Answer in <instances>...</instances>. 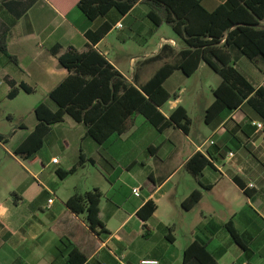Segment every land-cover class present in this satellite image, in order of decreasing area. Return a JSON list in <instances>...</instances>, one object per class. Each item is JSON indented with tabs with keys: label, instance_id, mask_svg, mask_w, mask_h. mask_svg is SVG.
<instances>
[{
	"label": "crops",
	"instance_id": "crops-1",
	"mask_svg": "<svg viewBox=\"0 0 264 264\" xmlns=\"http://www.w3.org/2000/svg\"><path fill=\"white\" fill-rule=\"evenodd\" d=\"M18 1L0 2V36L8 32V54L17 59L15 63L0 52V136L11 134L15 120V115L3 109V105L15 102L22 95L41 94L42 103L54 112L58 110L49 96L70 73L60 65L52 48L60 46V56L71 50L79 54L97 50L129 82L135 84L136 80L139 86L148 83L161 67L172 63L185 49L173 30V36L160 37L155 51L142 50L138 54L127 48L129 41L142 47L156 30L148 17L151 9L142 1L126 16L112 10L95 21L77 7L78 0H54L56 3L36 0L16 20L5 4ZM227 1L201 0L210 12ZM119 24L122 29H118ZM105 26L111 30L95 45L87 34ZM165 45L171 47L170 57L149 62ZM234 55L240 73L255 88L264 89V58L251 60ZM155 64L159 65L156 71L146 74ZM194 77L203 79L192 89L189 84ZM222 81L206 63L192 77L177 71L166 81L165 89L176 97L167 103L168 111L163 110L167 104L161 111L169 118L183 106L192 120L189 135L177 127L161 133L145 117L137 115L126 133L115 134L100 145L87 135L84 125L66 116L63 123L51 128L43 148L26 160L30 168L15 152L37 127L35 108L41 102L33 109L35 120L31 126L20 115V129L13 132L8 142L0 140V149L14 154L16 163L31 180L25 183L26 188L23 183L18 185L22 192L17 194L13 208L0 205V264H67L66 251L61 256L56 252L63 239L78 248L88 264H142L144 260L184 264L185 251L196 240L207 243L219 264H264V131L254 126L264 121L244 104L237 110L225 111L208 124L206 112L215 102L214 91ZM11 82L17 86L25 84L34 91L30 94L19 89L18 96L11 99ZM205 91L211 99L202 102L203 126L194 130L190 107L204 99ZM176 135L190 143L187 153L175 143ZM211 141L216 146H211ZM197 153L208 159V154L213 157L212 165L205 168L200 180L186 170L187 163ZM230 153L235 156L231 158ZM81 158L84 164L75 174L59 176L58 173L70 171ZM53 159L59 162L53 164ZM81 171L87 174L84 185L66 188L62 193L65 184ZM0 178L4 180L2 174ZM136 188H141L140 197L133 195ZM94 189L101 190L105 196L101 219L108 233L100 236L91 231L84 217L75 215L66 205L74 195ZM195 191L202 192L203 198L193 209L186 210L184 202ZM29 196L33 198L30 209L23 211L21 208ZM52 198L54 203L48 208ZM149 202L157 210L144 223L138 212ZM230 221L243 238L247 251L229 233L226 226ZM145 224L151 230L148 238Z\"/></svg>",
	"mask_w": 264,
	"mask_h": 264
},
{
	"label": "trees",
	"instance_id": "trees-1",
	"mask_svg": "<svg viewBox=\"0 0 264 264\" xmlns=\"http://www.w3.org/2000/svg\"><path fill=\"white\" fill-rule=\"evenodd\" d=\"M35 1L20 0L6 3L5 6L17 20L29 11ZM141 1L150 7L148 17L155 27L160 28L165 24L170 26L184 43L185 49L177 54L172 63L161 67L148 83L139 86L136 80L135 84L129 82L97 50L90 49L84 54L71 50L60 56L61 47L52 48L51 52L70 75L49 96L58 106L56 112L44 103L35 108L38 125L15 152L17 157L32 159L43 148L51 128L63 123L66 116L84 125L87 135L100 145L115 134L126 133L137 115L145 117L161 133L177 127L189 135L192 120L183 106H179L169 118L161 111L176 97L165 89V83L177 71L187 77L194 76L203 63L223 80L214 91L215 102L206 112L208 124L225 111L237 110L244 104H248L264 121V89L255 88L240 73L234 55L240 54L251 60L259 56L264 58V0H228L213 12L208 11L201 0H78L76 5L91 21H95L107 16L112 10L126 16ZM110 30V26H105L88 33L87 37L96 45ZM169 50L171 47L165 45L149 62L167 60L170 57ZM0 52L17 63V59L8 54L7 31L0 36ZM10 85L11 99L18 96L19 89L30 94L34 91L25 84L17 86L11 82ZM12 137L13 132L0 136V140L8 142ZM208 156L209 159L197 153L187 163L186 170L200 180L205 168L212 165L213 157L211 154ZM83 164L81 158L70 171L58 174L60 177L73 175ZM104 197L101 190L94 189L83 195H74L66 202L75 215L84 217L91 231L98 236L108 233L101 219ZM202 198V192L195 191L184 202V208L193 209ZM156 210L157 206L149 202L138 212V217L147 223ZM226 227L235 243L247 251L233 223L230 221ZM144 230L148 238L151 230L147 224ZM65 251L68 254L67 264H88L87 257L68 239L61 240L56 247L58 256ZM184 264L219 263L209 252L207 243L196 240L185 251Z\"/></svg>",
	"mask_w": 264,
	"mask_h": 264
},
{
	"label": "rangeland",
	"instance_id": "rangeland-1",
	"mask_svg": "<svg viewBox=\"0 0 264 264\" xmlns=\"http://www.w3.org/2000/svg\"><path fill=\"white\" fill-rule=\"evenodd\" d=\"M155 33L152 36V38H148V41L144 43L142 47H139L138 45L132 43L129 41L127 48L131 50L132 52H137L138 54L141 53L142 50L144 51H155L157 47V43L161 36L165 37H171L173 36L172 28L168 25H163L161 29H158V27H155ZM131 42V43H130ZM159 67L158 64L153 65L148 69V72L146 74H152L156 71V69ZM211 72L210 69H207ZM203 79V77H194L190 80L189 86L194 89L195 86L199 83V81ZM210 100L211 95L209 92L205 91V97L200 102H194L192 106L190 107V115L193 118L195 128L194 130H198L202 128L203 126V114H202V106L205 100ZM41 101H44V98L41 94L37 95H22L18 100L15 102L9 101L3 105V109H6L7 111L13 113L15 115L14 124H12L13 130H11L10 133L19 130L20 129V115L25 117V123L28 126H31L34 122V112L33 109L35 105ZM42 103V102H41ZM169 109V105L167 104L163 110L166 112ZM194 135V132L193 134ZM171 136V135H170ZM176 140L175 143L181 148L183 147L185 152L187 153L190 143L184 139L181 136H175ZM194 137V136H193ZM14 154L9 155L6 151L3 149H0V174H2V177L0 178V205L7 206L9 205L10 208H13V204L15 201H17V194H21L22 189H18V185L23 183L24 187L26 188L27 185L25 183L29 179L27 173L21 168L14 159ZM19 159L26 164L28 168H30L29 162H27L25 159L19 157ZM90 167V165H88ZM91 168V167H90ZM9 172V175L7 176L6 173ZM7 177V178H6ZM7 179V180H5ZM87 181V174L86 173H79V175L71 178L66 184L65 188H63V192L66 191V188L73 189L74 187H82L84 183ZM95 182V180H94ZM97 183V182H96ZM34 189H37L36 186H34ZM104 193L105 190H104ZM31 200H33L32 196L27 197V203L21 208L23 211H28L30 208L29 203H31ZM7 220V219H6ZM16 220V217H13V221ZM8 221V220H7ZM12 221V220H11ZM10 222V220H9Z\"/></svg>",
	"mask_w": 264,
	"mask_h": 264
},
{
	"label": "built area",
	"instance_id": "built-area-1",
	"mask_svg": "<svg viewBox=\"0 0 264 264\" xmlns=\"http://www.w3.org/2000/svg\"><path fill=\"white\" fill-rule=\"evenodd\" d=\"M122 28H123V26L119 24L118 25V29H122ZM254 126H256L257 130L264 131V124H261V123L260 124H254ZM210 145L214 146L215 142L211 141ZM229 155H230L231 158H233L235 156L234 153H230ZM58 162H59L58 159H53V164H57ZM133 195L135 197H140L141 196V188L134 189L133 190ZM53 203H54V199L52 198V199L49 200L48 208H50ZM142 264H159V262L158 261H153V260H144V261H142Z\"/></svg>",
	"mask_w": 264,
	"mask_h": 264
}]
</instances>
